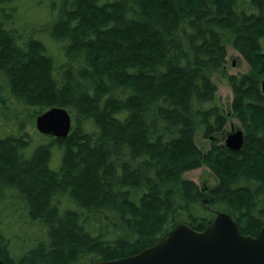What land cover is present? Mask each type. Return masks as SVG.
<instances>
[{
	"label": "trees",
	"instance_id": "1",
	"mask_svg": "<svg viewBox=\"0 0 264 264\" xmlns=\"http://www.w3.org/2000/svg\"><path fill=\"white\" fill-rule=\"evenodd\" d=\"M22 1L0 0V98L6 90L22 108L16 121L0 120L5 261L119 259L181 222L203 231L220 212L244 234L260 232L264 0H52V20L33 30L19 26ZM228 44L249 70L227 75L226 110L213 75ZM55 106L72 115L66 138L34 130ZM230 117L245 134L238 151L224 143ZM203 166L215 185L184 177Z\"/></svg>",
	"mask_w": 264,
	"mask_h": 264
},
{
	"label": "water",
	"instance_id": "2",
	"mask_svg": "<svg viewBox=\"0 0 264 264\" xmlns=\"http://www.w3.org/2000/svg\"><path fill=\"white\" fill-rule=\"evenodd\" d=\"M35 125L39 133L61 139L71 132L73 118L68 109L55 106L39 114ZM244 138L238 128L226 135L224 143L238 151ZM0 264L10 263L0 256ZM96 264H264V226L256 236L244 234L232 215L220 212L203 231L181 222L137 254Z\"/></svg>",
	"mask_w": 264,
	"mask_h": 264
},
{
	"label": "rangeland",
	"instance_id": "3",
	"mask_svg": "<svg viewBox=\"0 0 264 264\" xmlns=\"http://www.w3.org/2000/svg\"><path fill=\"white\" fill-rule=\"evenodd\" d=\"M52 0H23L20 3V20L19 26L25 28L26 30H33L35 27L42 26L52 20L53 17V9L51 7ZM46 39V38H45ZM48 43L51 46L52 52L55 54L56 57L60 58L62 51L48 40ZM63 59V58H61ZM249 70L248 64L245 62L241 54L233 48L231 44L227 46V62L225 67L222 69L221 72H218L213 75V80L217 84L218 91H217V98L216 101L221 103L225 106V109L228 110L233 94L232 89L227 81L228 74H237V73H244ZM9 94L6 90H3L2 100L0 98V120L5 121L9 120V122L16 121L15 115H18L22 108L16 106L13 101L8 98ZM32 115V111H24L23 114L20 116L27 120V117ZM29 120V119H28ZM36 121V119H35ZM238 128H242L240 121L235 117H230L227 125H226V133L225 136L230 133L232 130H237ZM34 130L37 131L36 125L34 122ZM38 132V131H37ZM226 138V137H225ZM197 142L200 147L204 150L208 149L210 146V140L203 137L202 132H198L197 135ZM52 164L53 167L59 166V158H56ZM57 163V164H56ZM184 177L193 180L201 187H210L217 183V179L211 172V170L206 167H200L191 171H187L184 173Z\"/></svg>",
	"mask_w": 264,
	"mask_h": 264
}]
</instances>
